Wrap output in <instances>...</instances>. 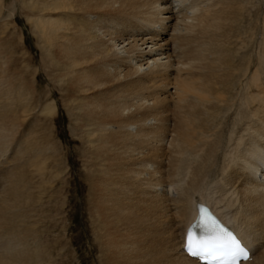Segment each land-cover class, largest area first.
Here are the masks:
<instances>
[{
  "label": "bare ground",
  "instance_id": "bare-ground-1",
  "mask_svg": "<svg viewBox=\"0 0 264 264\" xmlns=\"http://www.w3.org/2000/svg\"><path fill=\"white\" fill-rule=\"evenodd\" d=\"M28 5L50 88L79 139L94 264H200L183 251L199 200L252 245L243 264H264V0ZM4 45L0 34V264H42L27 251L13 193L34 108ZM56 109L54 99L48 116Z\"/></svg>",
  "mask_w": 264,
  "mask_h": 264
},
{
  "label": "rangeland",
  "instance_id": "rangeland-1",
  "mask_svg": "<svg viewBox=\"0 0 264 264\" xmlns=\"http://www.w3.org/2000/svg\"><path fill=\"white\" fill-rule=\"evenodd\" d=\"M30 1L0 0V34L5 44L1 51L6 57H13L12 71L25 75L28 88H20L23 83L17 78L16 90L21 89L24 92L21 94L29 97L34 108L21 128L20 152L14 154L18 167L15 168L17 186L13 193L15 200L20 199V211L16 215L21 221L14 217L22 224V235L26 230L30 232L27 251L33 256L41 252L44 256L42 264H80L81 257L86 264H94L97 254L91 247L92 232L84 214L87 188L85 191L81 177V147L79 139L72 133L74 123L70 121L69 110L62 105L61 92L58 88H50L46 71L48 60L41 54L25 15L31 8ZM30 84L35 91L29 88ZM54 99L56 112L54 116H48V104ZM45 156L49 157L48 170L41 179L38 171ZM31 236L34 239L30 241Z\"/></svg>",
  "mask_w": 264,
  "mask_h": 264
},
{
  "label": "snow or ice",
  "instance_id": "snow-or-ice-1",
  "mask_svg": "<svg viewBox=\"0 0 264 264\" xmlns=\"http://www.w3.org/2000/svg\"><path fill=\"white\" fill-rule=\"evenodd\" d=\"M185 247L189 254L196 257L203 255L213 258L227 257L231 261H236L237 257L248 258L241 241L230 231L222 228L215 220L207 226L205 236L194 238L189 230Z\"/></svg>",
  "mask_w": 264,
  "mask_h": 264
}]
</instances>
